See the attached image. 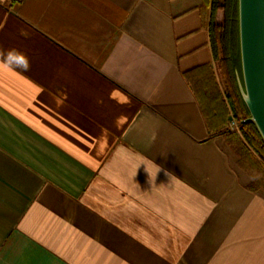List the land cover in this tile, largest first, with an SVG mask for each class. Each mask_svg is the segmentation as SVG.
I'll list each match as a JSON object with an SVG mask.
<instances>
[{
	"label": "crops",
	"instance_id": "1",
	"mask_svg": "<svg viewBox=\"0 0 264 264\" xmlns=\"http://www.w3.org/2000/svg\"><path fill=\"white\" fill-rule=\"evenodd\" d=\"M208 22L202 0H0V264H264V165L207 114Z\"/></svg>",
	"mask_w": 264,
	"mask_h": 264
},
{
	"label": "trees",
	"instance_id": "2",
	"mask_svg": "<svg viewBox=\"0 0 264 264\" xmlns=\"http://www.w3.org/2000/svg\"><path fill=\"white\" fill-rule=\"evenodd\" d=\"M202 3L203 7L209 9L208 32L217 74V85L214 90L211 88L204 90L207 114L218 120L221 110L224 112L222 117L225 122L230 111L239 121V129L245 142L264 165V141L254 124L248 120L249 112L236 80V73L241 78L238 0H202Z\"/></svg>",
	"mask_w": 264,
	"mask_h": 264
},
{
	"label": "water",
	"instance_id": "3",
	"mask_svg": "<svg viewBox=\"0 0 264 264\" xmlns=\"http://www.w3.org/2000/svg\"><path fill=\"white\" fill-rule=\"evenodd\" d=\"M241 78L236 80L248 120L264 141V0H238Z\"/></svg>",
	"mask_w": 264,
	"mask_h": 264
},
{
	"label": "clouds",
	"instance_id": "4",
	"mask_svg": "<svg viewBox=\"0 0 264 264\" xmlns=\"http://www.w3.org/2000/svg\"><path fill=\"white\" fill-rule=\"evenodd\" d=\"M3 67L6 70L15 67L26 72L29 70L30 63L24 53L16 49H11L4 56Z\"/></svg>",
	"mask_w": 264,
	"mask_h": 264
},
{
	"label": "built area",
	"instance_id": "5",
	"mask_svg": "<svg viewBox=\"0 0 264 264\" xmlns=\"http://www.w3.org/2000/svg\"><path fill=\"white\" fill-rule=\"evenodd\" d=\"M10 1H18V0H10ZM239 121L235 119L234 117H231V119L228 122L227 128L230 130H233L237 127Z\"/></svg>",
	"mask_w": 264,
	"mask_h": 264
}]
</instances>
